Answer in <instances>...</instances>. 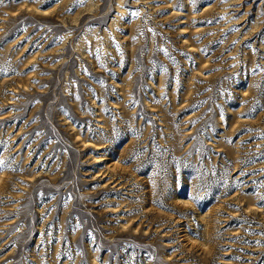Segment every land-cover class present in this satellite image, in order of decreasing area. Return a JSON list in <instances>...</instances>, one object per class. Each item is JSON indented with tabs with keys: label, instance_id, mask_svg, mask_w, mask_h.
I'll use <instances>...</instances> for the list:
<instances>
[{
	"label": "rangeland",
	"instance_id": "obj_1",
	"mask_svg": "<svg viewBox=\"0 0 264 264\" xmlns=\"http://www.w3.org/2000/svg\"><path fill=\"white\" fill-rule=\"evenodd\" d=\"M0 264H264V0H0Z\"/></svg>",
	"mask_w": 264,
	"mask_h": 264
}]
</instances>
